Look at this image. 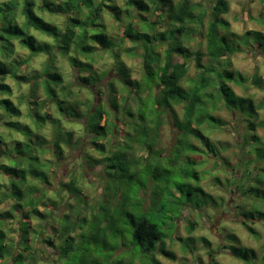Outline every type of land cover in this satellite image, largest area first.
Segmentation results:
<instances>
[{"label": "trees", "instance_id": "1", "mask_svg": "<svg viewBox=\"0 0 264 264\" xmlns=\"http://www.w3.org/2000/svg\"><path fill=\"white\" fill-rule=\"evenodd\" d=\"M117 1H121L125 7L121 9L116 4ZM61 4L67 5V9L63 10ZM228 12L226 0H213L209 13L192 0L0 2V96H7L0 99V110L3 112L0 114V124L9 131L21 134L20 140L12 141L0 135V143L2 140L7 142L6 150L1 151L0 156L6 157L9 162L14 160L10 166L0 164V173L9 181V186L0 184V197L2 196L0 204L12 201L10 210L17 213L13 220H19L17 235L13 240L6 236L7 227L4 226L2 230L0 225V261L4 262L2 264L47 263L40 259L41 245L32 246L29 235L37 240L41 238V230L48 226L55 235L44 237L41 242L58 252V257L51 261L66 257L74 245L75 238L72 236L74 226L70 225L72 223L69 215L61 218L62 224L59 220L58 225L52 224L53 211L59 205L62 196L60 193L62 189L57 187L54 172L66 160V153H70L69 150L72 151L81 142H73L74 133L71 130H64L59 119L51 116L47 105H53L57 114L66 119H78L82 116L86 119L83 128L85 137L89 136L90 143L103 155L102 159L90 157L89 161L93 165H103L104 170L128 167L127 164H119L116 156L118 154H115L118 153V146L122 147V142L118 141L119 113L124 114L125 120L122 123L126 126L122 139L131 144L128 149L126 145L127 156L131 155L130 151L134 145L143 146L153 138L155 142L158 141L160 129L164 125H170L176 132L182 130L183 133L176 136L175 142L177 141L180 146L188 142L192 150L187 157L188 160L199 164L200 168H210L216 178L214 180L217 183L211 187L217 189L222 198L220 207L213 208H223L226 212L224 215L234 214L233 218L242 219L241 225L248 234L259 239L260 234L251 225L260 224L264 228V96L258 103H254L250 97L236 95L228 83L242 86L245 80L239 73L228 70L227 60L230 55L240 52L241 47L247 50L253 48L254 55L260 53L264 47V35L259 32H248L240 38L238 46L234 47V41L229 38V24L222 18V15ZM39 13L63 17L64 24L60 26ZM104 16H110L123 28L120 40L114 41L103 24ZM263 16L264 3L260 11V17ZM30 31L51 41L40 42ZM192 41L197 43L193 51L189 50ZM200 41L205 42V52L201 51ZM250 41H254L255 48L249 45ZM125 42L132 45L125 53L131 51V56H135L140 51L143 71L140 80H131L129 70L119 61L118 49ZM15 43L27 50L26 59H15ZM98 52L101 53L100 56L106 53L114 59L113 69L117 78L108 82L106 89L97 88L95 95L101 99L100 103L96 107L91 104L86 113L80 114L76 110L81 104L78 100L79 95L73 92L76 84L73 81L65 83L57 58L65 60L77 71V79L81 83L78 93L86 91L94 94L92 88L99 86L103 79L95 78L98 75L93 70V63L96 60L93 53ZM204 55L208 57L206 64L201 63ZM39 56L45 59L40 68L32 69L31 75L23 73V76L19 72L20 68L26 67ZM191 57L195 58L196 69L195 78L192 79L188 78V61ZM220 63L225 67L218 70ZM44 65H47L45 70L40 71ZM7 77L19 88L24 85L27 88L26 94L18 98V101L20 104L29 105L26 116L32 126L20 121L22 112L19 104H14L9 99L12 95L11 88L4 83ZM248 86L264 92L262 78L253 77ZM39 89L43 92L42 96L38 93ZM245 104L246 111L243 108ZM133 106L134 109H131ZM179 106L182 110L180 114L175 110V107ZM237 106L239 110L236 109ZM67 108L71 109V114L67 113ZM221 110L230 113L232 121L230 124L221 118L219 114ZM48 120L52 123L50 141L40 134ZM217 132L228 135L232 133L233 142L231 144L222 141L212 142L211 136ZM106 139H110V145L113 144L115 147L114 151L107 154L104 153V145L97 142ZM8 144H12L18 152L14 155L8 152ZM210 146L217 150V155L207 154ZM23 147L28 150L27 153L19 151ZM45 154H50V158H44ZM176 157L179 158V154ZM194 157L201 159L196 160ZM134 161L129 158L128 164L136 165ZM29 179L34 183L31 184ZM17 183H23L22 185L26 187L30 185L31 196L25 189L20 190ZM76 184L77 179L74 177L68 184H63V188L71 192V188ZM53 187L56 188L53 190L51 189ZM201 192L206 197L209 195L203 190ZM224 196H227L226 201ZM25 198L28 201L26 207ZM103 199L101 201H105ZM124 199L127 201V198ZM40 206H43L44 210L46 208L45 213L39 210ZM92 209V225L95 226L93 238L96 239L105 234L112 216L107 210L98 211L95 207ZM29 218H35L41 223L30 227L27 221ZM10 221L8 222L11 223ZM8 222L6 226L9 225ZM86 222L87 220L82 218L78 228L84 229ZM21 223L25 224L21 227ZM113 228L115 227L109 230ZM130 229H132L130 236L141 247V252L150 254L153 261L158 262L153 255L156 251L173 258L172 254L165 250L167 237L160 227L142 219L131 225ZM175 231L176 225L173 229V232ZM59 233L62 234L61 237ZM79 236L82 239L83 236L81 234ZM228 236L227 234L224 237L226 240L224 249L230 245V251L228 249L227 251L242 264H256L253 249L241 245L231 246L235 240ZM57 239L60 243L55 245ZM201 239L209 248L210 243L207 239L204 237ZM241 250L243 253L239 254ZM16 253L19 255H14ZM25 255L31 262L23 261ZM257 264H264V242L261 244V256Z\"/></svg>", "mask_w": 264, "mask_h": 264}, {"label": "rangeland", "instance_id": "2", "mask_svg": "<svg viewBox=\"0 0 264 264\" xmlns=\"http://www.w3.org/2000/svg\"><path fill=\"white\" fill-rule=\"evenodd\" d=\"M10 0H0V2H8ZM177 2L178 0H172ZM194 3L199 4L201 8H205L209 13L213 6V0H192ZM229 6V12L226 15H222V18L229 24V38L234 41V47H237L240 43V38L248 32H259L264 35V16L260 17V11L264 0H226ZM116 4L123 9L121 1H117ZM63 10L67 9V5L61 4ZM60 9V10H62ZM46 19L54 21L58 25L64 24V18L58 16H51L45 13H39ZM21 21V20H20ZM103 24L109 31L114 41L120 40L122 36L123 28L121 25L116 24L110 16H104ZM206 28V24L204 25ZM205 30V29H204ZM38 41L50 42L51 40L40 36L38 33L30 31ZM201 42V51L205 52V42ZM245 43V41L243 42ZM252 47H256L254 41H250ZM197 47L196 41H192L189 44V50L193 51ZM132 45L125 42L119 50V61L129 70L131 80H140L143 71L141 64L140 51L135 56H131V51L125 53L126 49H131ZM261 49L260 47H258ZM160 49V48H159ZM240 52H236L230 55L227 60L228 70L234 73H239L245 80L242 86L228 83L230 88L236 95L243 97H250L254 103H258L264 96V92L257 88L249 87L248 83L253 77H259L264 80V47L260 50V53L254 55L253 48L247 50L245 47L240 48ZM93 53V57H96L93 63V70L97 73V79H102L98 84L94 86L93 93L82 91L78 93L79 85L81 84L77 79L78 73L75 69H72L65 60L58 59V64L63 72V78L65 83L73 81V92L79 95V102L81 103L76 109L80 114L86 113L88 107L92 104L96 107L101 99L97 97V88L106 89L108 82L113 78H117L115 74L114 59L109 54ZM15 59L24 60L28 57L27 50H24L15 43ZM45 59L41 56L34 58L26 67H21L19 72L26 75L32 74V69H39L41 63ZM195 58L189 59V71L188 78H195ZM208 62L207 55L202 57L201 63L206 64ZM225 63V62H224ZM43 66V65H42ZM47 66V65H46ZM46 66L40 69L45 70ZM219 69H224L225 65L221 63L218 65ZM26 68V70H25ZM39 71V70H38ZM103 74V75H102ZM105 74V75H104ZM109 74V75H107ZM11 88L12 95L9 99L14 104H19L22 116L20 121L32 126L30 119L26 116L27 107L26 103H21L18 98L24 96L27 92L25 85L18 87L16 83L7 77L4 81ZM143 84V82H142ZM144 85V84H143ZM104 87V88H103ZM120 91V88L118 87ZM121 92V91H120ZM41 96L43 92L39 89L38 92ZM109 94V93H108ZM124 94V93H123ZM111 95H108V97ZM7 98V96H0V99ZM49 113L54 119H59L61 126L64 130H71L74 133L73 142H81L77 144L70 153L67 154V158L59 168L55 170L57 187L62 189V194L59 200V205L53 211L52 224L58 225V220L61 223L64 215L70 216V224L74 226L72 236L75 238L74 245H72V251L66 257H59L57 261L53 262L52 259L58 257V252L41 242L44 237L53 236L55 233L52 229L46 227L42 231L41 238L34 240L32 235H29V239L32 241V246H40L39 256L42 262L45 264H242L241 261L230 255V245L226 244L225 235L232 242L231 246H245L253 249L254 261L256 264L261 256V244L264 242V228L260 224H252L251 226L260 234L259 239L254 238L246 231L245 227L241 225L242 219L233 218L234 214L224 215L226 212L220 207L222 194L217 189H213L211 186L217 182L214 173L210 171V168H200L199 164L191 163L188 160V155L192 153L188 142L185 145L175 142L176 136H180L183 133L182 130L176 132L170 125H164L160 129L158 141L150 140L143 146H132L133 150L130 151L129 156L126 150L129 148V141L122 139L126 126L123 125L124 114L119 113L117 116L118 125V141L121 144L118 146L119 164L128 165L123 169L109 168L104 170L103 165H93L90 163L89 158L102 159L103 155L98 152L95 145L90 143V137H85V131L83 130L86 119H66L57 114L56 108L53 105H47ZM128 107V104H127ZM242 107V106H241ZM247 105L243 107L247 110ZM134 109V106L131 108ZM239 110V107H236ZM175 110L180 114L182 112L181 106L175 107ZM67 113L71 114V109L67 108ZM0 114L3 112L0 110ZM222 119L230 124L231 116L228 111L221 110L219 112ZM119 120V121H118ZM230 127V126H229ZM52 123L50 120L46 121L44 131L40 134L50 141L52 140ZM155 133V132H154ZM153 133V134H154ZM179 133V135H177ZM261 134V130H259ZM0 135L4 136L7 140H20L21 134L14 131H9L0 124ZM231 133L221 134L219 132L212 134L211 141H222L231 144L233 142ZM34 140V139H32ZM98 144L104 145V153L107 154L114 151V145H110V139L98 140ZM156 147H154L155 143ZM4 140L0 143V152L6 150V144ZM81 145V146H80ZM111 146V148H110ZM154 148V149H153ZM19 151L27 153L28 150L23 147ZM8 152H12L14 155L18 151L14 149L12 144H8ZM207 154L217 155V150L211 146L207 149ZM33 154V153H31ZM179 154V158L176 155ZM43 158V157H42ZM44 158H50V154H45ZM129 158L135 162L136 165H129ZM196 160H200L199 157H194ZM27 159V158H26ZM118 162V160H117ZM9 165L14 163V160L9 162L6 157L0 156V164ZM77 179L75 187L71 188V192L65 191L63 184H68L71 179ZM30 183H34L29 179ZM0 184L2 186H9L8 178L0 173ZM23 183H17L19 189H25L27 194L31 196V186L22 185ZM53 187L51 189L54 190ZM209 194L207 197L201 192ZM105 201H101L102 198ZM2 197V196H1ZM0 197V198H1ZM29 198V196H28ZM127 198V201L124 199ZM103 199V200H104ZM25 198V207L28 205V201ZM224 200H227V196H224ZM12 202V201H11ZM11 202H5L0 204V221L3 220L0 225L7 227L6 236L11 240L16 238L17 229L19 228V220L15 219L17 213L10 210ZM103 202V203H102ZM51 208L50 206H47ZM104 209L109 211L112 219H109L108 229L105 234L98 238H93V231L95 226L92 225L93 219L91 215L93 213L92 208ZM203 209V210H202ZM39 210L45 213L44 207L40 206ZM198 210V211H197ZM201 210V211H199ZM197 211V212H196ZM23 212H27L23 210ZM23 215V213H22ZM133 215L134 218L131 216ZM131 217V218H130ZM85 218L87 220L84 229H79V221ZM146 219L151 223H154L166 234L165 250L172 254L170 256L163 255L156 251L153 253L155 262L152 260V256L147 253L141 252V247L135 243L131 235V225L136 224L138 221ZM11 220V221H10ZM13 220V221H12ZM10 221L11 223H9ZM26 221V220H23ZM30 227H35L40 221L35 218H29L27 220ZM26 221V222H27ZM112 221V222H111ZM9 223L6 226V223ZM196 222L193 226H191ZM25 223H21V227ZM62 224V223H61ZM48 225V224H47ZM174 225H176V231L173 232ZM111 227H115L109 230ZM191 227L192 230L190 229ZM62 229V227H60ZM11 229V230H9ZM59 229L62 233V230ZM93 229V230H92ZM40 231V229L38 230ZM59 233L61 237L62 234ZM81 234V237L79 236ZM92 235V239H91ZM204 237L210 243L209 248L206 247L201 239ZM84 238V239H83ZM238 238V239H237ZM61 240V238H59ZM60 240H54L55 245L60 243ZM228 249V251H227ZM241 250L239 254H242ZM16 256L19 253L14 254ZM25 258V259H24ZM23 261L26 263L31 262L27 260L25 255ZM211 258V259H210ZM1 262V261H0ZM4 263L3 261L1 264ZM252 263V262H251Z\"/></svg>", "mask_w": 264, "mask_h": 264}]
</instances>
